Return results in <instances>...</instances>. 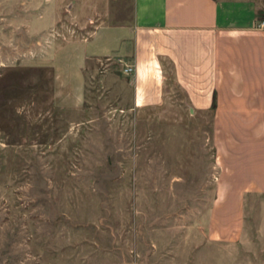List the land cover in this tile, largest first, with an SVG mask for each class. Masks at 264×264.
I'll list each match as a JSON object with an SVG mask.
<instances>
[{
  "label": "rangeland",
  "instance_id": "1",
  "mask_svg": "<svg viewBox=\"0 0 264 264\" xmlns=\"http://www.w3.org/2000/svg\"><path fill=\"white\" fill-rule=\"evenodd\" d=\"M59 15L48 27L33 0H0V264H264L239 125L169 76L161 102L133 106L103 67L66 104L92 46L65 42L85 29Z\"/></svg>",
  "mask_w": 264,
  "mask_h": 264
},
{
  "label": "crops",
  "instance_id": "2",
  "mask_svg": "<svg viewBox=\"0 0 264 264\" xmlns=\"http://www.w3.org/2000/svg\"><path fill=\"white\" fill-rule=\"evenodd\" d=\"M44 3L33 0L48 27L59 14L73 15L85 31L77 38L64 34L65 42L89 41L92 46L77 59L63 98L66 104L83 103L87 69L103 67L113 84L123 81L133 106L161 102L163 79L169 76L194 107L208 108L214 102V123L239 125L235 133L252 175L250 187H264V28L256 26L264 15L262 4L54 0L43 8Z\"/></svg>",
  "mask_w": 264,
  "mask_h": 264
},
{
  "label": "built area",
  "instance_id": "3",
  "mask_svg": "<svg viewBox=\"0 0 264 264\" xmlns=\"http://www.w3.org/2000/svg\"><path fill=\"white\" fill-rule=\"evenodd\" d=\"M257 25H258L259 27L264 28V15L261 16V17L258 19ZM125 69L128 70V69H130V67L128 66V67H126Z\"/></svg>",
  "mask_w": 264,
  "mask_h": 264
},
{
  "label": "trees",
  "instance_id": "4",
  "mask_svg": "<svg viewBox=\"0 0 264 264\" xmlns=\"http://www.w3.org/2000/svg\"><path fill=\"white\" fill-rule=\"evenodd\" d=\"M211 108H214V102L212 103Z\"/></svg>",
  "mask_w": 264,
  "mask_h": 264
}]
</instances>
